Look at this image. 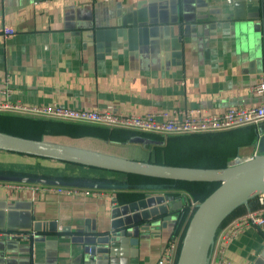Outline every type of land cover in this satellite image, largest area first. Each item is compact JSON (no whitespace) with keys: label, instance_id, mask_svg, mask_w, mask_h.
<instances>
[{"label":"crops","instance_id":"obj_1","mask_svg":"<svg viewBox=\"0 0 264 264\" xmlns=\"http://www.w3.org/2000/svg\"><path fill=\"white\" fill-rule=\"evenodd\" d=\"M263 15L264 0H0V100L137 115L186 109L220 115L255 107L251 89L264 72ZM6 27L12 35H4ZM254 131L252 142L229 159L171 152L165 141L46 139L140 162L222 168L261 152ZM0 165L63 167L2 151ZM13 184L21 187L9 189ZM43 186L0 181V234L34 236L0 238V264H156L172 237L173 223L156 225L135 245L126 239L90 258L71 238L86 222L96 232L107 230L114 192L65 197L41 193ZM227 256L233 264H264V235L247 228L228 244Z\"/></svg>","mask_w":264,"mask_h":264},{"label":"water","instance_id":"obj_2","mask_svg":"<svg viewBox=\"0 0 264 264\" xmlns=\"http://www.w3.org/2000/svg\"><path fill=\"white\" fill-rule=\"evenodd\" d=\"M123 144L163 146L162 142L140 136L131 137ZM260 144L261 152L241 163L222 168H199L134 161L49 139L20 137L0 130L2 152L117 174L183 182L219 183L204 201L197 204L184 231L175 264H209L214 239L223 220L236 208L247 205L249 201L259 196H264V136L261 137ZM0 179L15 180L4 177ZM82 187L120 188L110 184L82 185ZM142 188L149 192L123 204L117 199L113 201L109 209L107 230L102 233L96 232L93 225L89 226L86 222L83 229L76 230L71 241L83 245L85 255L95 258L107 254L109 247H117L126 239L130 244L135 245L141 232L149 231L153 226L166 227L168 223L175 224L179 219V211L184 206V198L159 193L162 189L158 186L147 185ZM41 228V223L33 224L35 231L40 232ZM46 229L53 231L54 223H49ZM63 232L68 233L70 229L64 228Z\"/></svg>","mask_w":264,"mask_h":264},{"label":"trees","instance_id":"obj_3","mask_svg":"<svg viewBox=\"0 0 264 264\" xmlns=\"http://www.w3.org/2000/svg\"><path fill=\"white\" fill-rule=\"evenodd\" d=\"M254 129L255 127L253 126H247L219 133L168 136L165 140L159 135L139 133L124 129H109L98 125L0 113V130L20 137L41 140L50 137L56 139L64 137L72 139L93 137L105 141L124 143L132 136H142L158 141H165L164 148L171 152L207 155L225 159L234 157L237 147L252 142L255 136ZM56 163L63 165V167H26L20 170L0 165V177L15 179L11 181L0 179V181L15 184H52V186L71 188H84L82 185L94 186L97 184L117 185L120 188L87 187L84 189L112 191L120 204L143 195L147 190H144L142 187L149 184L161 186L164 190L166 189L169 191L168 195L172 197L181 196L184 199L185 197H190V199L196 203L204 201L219 186V183L183 182L117 173H115L118 175L117 178H103L101 176L96 177L91 175V171H98V169L60 162ZM69 168H71L72 171L68 172L67 170ZM77 169H80L81 172L77 171ZM34 180H39L41 182L37 183ZM250 204H252L251 211L260 208L257 198L253 199V201L251 200ZM194 211L195 209L190 211L184 204L183 208L179 211L178 221L173 225L172 237L176 238L178 236L179 248L184 231ZM243 214H245V208L243 206L236 208L223 220L220 228L226 225L230 220Z\"/></svg>","mask_w":264,"mask_h":264},{"label":"built area","instance_id":"obj_4","mask_svg":"<svg viewBox=\"0 0 264 264\" xmlns=\"http://www.w3.org/2000/svg\"><path fill=\"white\" fill-rule=\"evenodd\" d=\"M4 35L13 34V29L6 27ZM252 94L258 98V104L250 108H229L223 114L210 115L199 110H173L144 115L124 114L112 110H80L57 104L29 105L20 102L0 100V113L45 118L79 124L98 125L110 129H124L145 134H154L163 137L183 136L195 134H210L229 131L237 128L253 126L260 137L264 136V72L259 82L252 87ZM1 93V92H0ZM21 187L10 185V188ZM42 193H54L65 197H100L99 191L43 186ZM260 208L248 211L245 214L230 220L216 233L210 253L209 264H233L227 256L228 244L236 239L247 228H254L264 235V196L257 197ZM184 204L190 211L196 209L198 203L190 197H185ZM33 238L27 234L1 233L2 239ZM179 252V240L171 237L161 250L156 264H175Z\"/></svg>","mask_w":264,"mask_h":264},{"label":"rangeland","instance_id":"obj_5","mask_svg":"<svg viewBox=\"0 0 264 264\" xmlns=\"http://www.w3.org/2000/svg\"><path fill=\"white\" fill-rule=\"evenodd\" d=\"M143 158H141V160H142ZM144 160V159H143ZM68 172L69 171H72V169L71 168H69L68 170H67ZM77 171H80L81 172V170L80 169H77ZM91 173V175L92 176H96V177H105V178H110V177H114V178H117L118 177V175L117 174H115V173H112V172H107V171H91L90 172Z\"/></svg>","mask_w":264,"mask_h":264}]
</instances>
